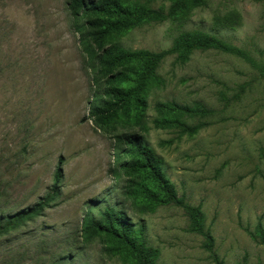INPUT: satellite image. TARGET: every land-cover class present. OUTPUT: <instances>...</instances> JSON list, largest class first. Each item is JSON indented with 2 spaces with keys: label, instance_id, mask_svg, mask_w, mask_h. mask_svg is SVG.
Returning <instances> with one entry per match:
<instances>
[{
  "label": "rangeland",
  "instance_id": "374dc122",
  "mask_svg": "<svg viewBox=\"0 0 264 264\" xmlns=\"http://www.w3.org/2000/svg\"><path fill=\"white\" fill-rule=\"evenodd\" d=\"M68 1L0 0V215L34 204L60 174L58 193L41 214L0 234V264H133L108 252L105 236L82 238L83 214L106 205L142 227L157 264H216L203 237L188 230L181 207L140 212L125 194L129 175L113 162L114 136L121 133L141 135L177 194L200 207L222 264H264V242L252 236L257 226L264 232V80L221 51L194 50L183 62L167 55L146 91L140 124L100 126L90 107L105 77L86 60V28ZM202 1L111 42L156 51L180 31L198 29L264 63V0ZM165 101L200 102L209 112L183 118L200 125L192 133L154 127V105Z\"/></svg>",
  "mask_w": 264,
  "mask_h": 264
},
{
  "label": "trees",
  "instance_id": "16d2710c",
  "mask_svg": "<svg viewBox=\"0 0 264 264\" xmlns=\"http://www.w3.org/2000/svg\"><path fill=\"white\" fill-rule=\"evenodd\" d=\"M151 0H69L67 8L72 16H79L80 26H85V38L81 47L86 60L95 62L105 77L102 94L93 100L90 112L96 123L103 127L115 124L138 125L147 108L146 91L156 80L157 68L167 55L183 62L194 50L213 49L234 55L254 68L264 80V63H260L239 46L222 37L198 29H185L177 33L170 46L161 50L127 48L111 42L118 33L147 22H159L167 16L187 7L201 5L202 0H173L165 7L163 3L151 6ZM162 2L164 0H161ZM79 25V24H78ZM105 97V98H104ZM158 116L152 119L154 127L176 125L194 132L200 125L187 124L183 118L206 115L209 109L202 103L180 104L174 101L156 102ZM113 162L129 175L125 194L131 197L140 212H152L158 206L174 204L181 207L188 218V230L203 237L202 247L211 252L216 264H222L212 253L213 237L203 224V212L197 205L179 196L173 183L161 168V160L154 149L137 133H121L114 136ZM59 170L54 172L50 190L34 204L14 213L0 215V234L33 217L40 215L49 201L58 193ZM91 207L81 219L82 238L103 235L109 242L108 252L120 254L133 264H157V249L149 245L142 227L132 223L126 213L111 205L92 211ZM254 239L264 242V232L257 226Z\"/></svg>",
  "mask_w": 264,
  "mask_h": 264
}]
</instances>
